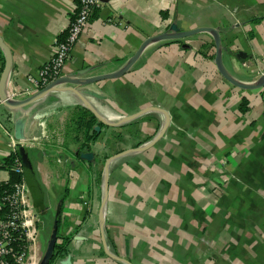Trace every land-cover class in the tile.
<instances>
[{"label": "crops", "instance_id": "crops-1", "mask_svg": "<svg viewBox=\"0 0 264 264\" xmlns=\"http://www.w3.org/2000/svg\"><path fill=\"white\" fill-rule=\"evenodd\" d=\"M77 10L78 0H0V37L12 53L10 98L27 97L17 92L38 77ZM174 23L217 28L224 64L238 80L254 84L264 72V0H106L64 74L114 73ZM213 45L215 52L208 32L151 43L120 78L63 84L96 93L85 99L111 123L162 109L119 126L97 118L96 127L104 125L91 150L80 152L74 135L64 148L73 111L90 110L73 91H54L19 110L0 100V165L23 120L24 147L47 206L37 210L40 218L61 204L58 242L68 238V252L53 264L68 257L71 264H264V88L227 81ZM5 58L0 47V80ZM165 126L162 138L136 150ZM9 177L1 168L0 181Z\"/></svg>", "mask_w": 264, "mask_h": 264}, {"label": "water", "instance_id": "water-1", "mask_svg": "<svg viewBox=\"0 0 264 264\" xmlns=\"http://www.w3.org/2000/svg\"><path fill=\"white\" fill-rule=\"evenodd\" d=\"M104 1H106V0H103V2ZM202 32H208L213 36L214 44H215V64H216V67H217L219 73L227 81H229L234 86H237V87H240L243 89L264 88V72L262 73L260 78L257 80V82H255L254 84L244 83V82L238 80L237 78H235L232 74H230V72L227 70V68L224 64V61H223L224 46H223L221 33L217 28H214V27H197V28L191 29V30H182L179 27V25L174 23L170 26L169 31L159 33V34H156V35H153V36H150L149 38H147L142 43V45L140 46L138 51L128 61V63L123 68H121L120 70H118L114 73H110V74L94 75V76H90V77L84 76V74H86L87 71L74 73L72 76H63V77H60L57 80L53 81L52 83H50L46 87L40 89L38 92L34 93L33 95L26 97L24 99H12L5 92L6 80H7V77L9 75V72H10L11 66H12V53H11L10 49L8 48V46L4 43V41L0 37V47L5 52V57H6L5 58L4 71L2 73L1 80H0V100L6 107L13 109V110H19V109H22V108L38 101V100H41V99L48 97L54 91H62V90L73 91L74 93H76L81 98V100L85 103V105L96 115V117L100 121H102L103 123L110 125V126H119L122 123L133 120V119L137 118L138 116H140V115H142V114H144L150 110H162V109H159L157 107L146 108V109H143L142 111H139L138 113H136L134 115L124 117L123 119H121L120 121H118L116 123H111V122L106 121L86 101L85 95L97 96L96 93L91 92V91H87V92L86 91H79L76 87H72V86H74V85H76V86H87V85L94 84V83H97V82H100L103 80H107V79L120 78V77L124 76L131 69V67L134 65V63L141 56L143 50L145 49V47L147 45H149L151 43H155V42H161V41L185 39V38L200 34ZM183 47L189 48L190 45L184 44ZM63 84H71L72 86L67 87V88H63V87H61ZM23 128H24V121L23 120L17 121L16 126H15V136L19 140L24 139ZM96 130L100 131L101 127L97 126ZM165 130H166V126L164 127L163 131L159 135H157V137L153 140V142L150 143V145H148L147 147L138 148L136 150L140 151V150H145V149L149 148L158 139L162 138V136L165 133ZM22 154L24 157V164L29 171L28 185L30 187L31 193L35 194V190L40 192V185L37 181L36 176L34 175V168H33V165L31 163L30 159L27 156L25 147L22 148ZM81 157L85 160H93L94 159V153L82 152ZM60 215H61V204L58 206V210H57L56 217H55V220H54V223L52 226V230H51L50 238H49V241L47 244V248L45 250L43 257L41 258V260L38 264H50L52 259L56 255V244H57V240H58V224H59V220H60ZM65 264H71V258L70 257H68L66 259Z\"/></svg>", "mask_w": 264, "mask_h": 264}, {"label": "built area", "instance_id": "built-area-1", "mask_svg": "<svg viewBox=\"0 0 264 264\" xmlns=\"http://www.w3.org/2000/svg\"><path fill=\"white\" fill-rule=\"evenodd\" d=\"M102 4L103 0H78L77 13L70 22L65 38L56 43V49L51 59L40 69L38 77H30V87L25 91H18V95L29 97L58 78L65 76V66L75 45L89 24L92 14ZM26 144L24 140L12 138V153ZM15 170L21 174L24 172L21 161L17 160ZM32 201L31 190L24 177L0 201L1 206L9 205L12 208V212L7 216L0 217V264H37L35 246L40 235V226L38 225V212ZM17 233L26 239L27 249L16 256L15 262H9L5 260V257L11 252L10 246L16 239Z\"/></svg>", "mask_w": 264, "mask_h": 264}, {"label": "trees", "instance_id": "trees-1", "mask_svg": "<svg viewBox=\"0 0 264 264\" xmlns=\"http://www.w3.org/2000/svg\"><path fill=\"white\" fill-rule=\"evenodd\" d=\"M214 56H215V52H214V45H213L212 57ZM2 68L3 66L1 67V69ZM243 103H244V106L245 104H247L246 101H244ZM97 122H98L97 117L95 116L93 112H91L90 110L84 107L76 108L73 111V114L69 122L70 124L68 125L67 127L68 129L66 130V133H65L66 135L65 147L67 146V140H68L67 138H72L74 135V138L77 141L81 142L80 150H79L80 152L83 150H91L90 143L93 141H96L101 134L100 131L96 130ZM99 124L100 126L104 125L101 122ZM22 148L23 147H20L15 153H10L9 155H7L3 159L0 165V169L1 168L7 169L10 174V177L7 181L0 182V201H2L5 195L9 194L12 191L14 185L20 182L23 179V177L26 179L27 182H29V171L24 164ZM27 152L28 150L26 149V153ZM78 155L80 156V153H78ZM17 160L23 163L24 172L22 174L18 173L15 170ZM34 175L36 176L35 171H34ZM38 193L39 194L42 193L41 194L42 201L41 203L34 202L36 209L38 211L45 210L47 206H45L43 203L44 194L41 188H40V192ZM11 212H12V208L9 205H5V206L0 205V217H5ZM60 224H61V217H60L59 224H58V239L60 238V235H59ZM15 238L16 239H14V241L12 242L10 246L11 252L5 257V260L9 262H15L16 256L22 253L25 249H27L26 239H24L19 233L15 235ZM68 240H69L68 238L62 239L61 243H59L57 240L56 255L54 256L50 264H53L56 258L64 256L68 252Z\"/></svg>", "mask_w": 264, "mask_h": 264}, {"label": "rangeland", "instance_id": "rangeland-1", "mask_svg": "<svg viewBox=\"0 0 264 264\" xmlns=\"http://www.w3.org/2000/svg\"><path fill=\"white\" fill-rule=\"evenodd\" d=\"M254 10V16L259 15L258 14V10L257 9H253ZM264 26V23L261 25ZM257 41H255L254 43H256ZM226 64V63H225ZM261 70H264V66H261ZM246 70V69H244ZM55 148H57L55 146ZM66 148V147H64ZM51 149V148H50ZM60 148H57V150H59ZM56 150V149H55ZM33 200V199H32ZM34 203V201H32ZM34 207L36 209L35 203H34ZM37 210V209H36ZM57 213V212H56ZM56 213L53 214L49 219H46V221L44 222L41 218L40 215L38 214V225L40 226V235L37 239V243H36V262L37 264L40 262L41 258L43 257L45 250L47 248V244L50 238V234H51V230H52V226L56 217ZM47 218V217H46Z\"/></svg>", "mask_w": 264, "mask_h": 264}, {"label": "flooded vegetation", "instance_id": "flooded-vegetation-1", "mask_svg": "<svg viewBox=\"0 0 264 264\" xmlns=\"http://www.w3.org/2000/svg\"><path fill=\"white\" fill-rule=\"evenodd\" d=\"M41 194H39L37 190H35V194L31 193L33 201L41 203V201H42Z\"/></svg>", "mask_w": 264, "mask_h": 264}]
</instances>
